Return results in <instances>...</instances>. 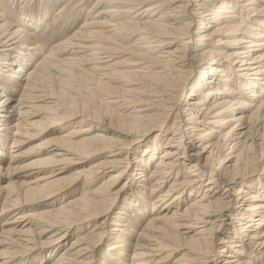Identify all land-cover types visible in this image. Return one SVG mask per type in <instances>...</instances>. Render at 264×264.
Instances as JSON below:
<instances>
[{
    "label": "bare ground",
    "instance_id": "6f19581e",
    "mask_svg": "<svg viewBox=\"0 0 264 264\" xmlns=\"http://www.w3.org/2000/svg\"><path fill=\"white\" fill-rule=\"evenodd\" d=\"M53 1L0 0V264H90L106 231L81 224L126 193L102 264H264V182L244 175L264 158V0H69L45 32L84 22L44 42ZM98 180L94 205L65 200ZM172 230L191 245L163 257Z\"/></svg>",
    "mask_w": 264,
    "mask_h": 264
},
{
    "label": "rangeland",
    "instance_id": "374dc122",
    "mask_svg": "<svg viewBox=\"0 0 264 264\" xmlns=\"http://www.w3.org/2000/svg\"><path fill=\"white\" fill-rule=\"evenodd\" d=\"M31 1L32 0H28V3H30ZM33 1H36V0H33ZM15 2H17V5L12 4V7L18 8L19 4L21 3V0H15ZM67 2H69V0H63L59 4H57V1L56 2L53 1V3L49 7H46L47 8V13H49V16H48L45 24L41 28H39V31H38V33H39V35L41 37H47V39L43 40L44 42H47L49 39H55V40L60 39V38L64 37L65 35L69 34L71 31H72L71 33H73L84 22L83 20L86 18V16H84V14H83L78 19V21L74 25V27H72V28L70 27V25H71L70 23L67 26H65V23H64L62 29H66V31L58 32L57 30H55V31H46L45 32V27H47L52 21H54V15H55V12L57 11V9L60 7V5H62L63 3H67ZM241 11H243V10H241ZM239 13H240V11H236L235 12V14H237V15ZM242 13H245V12L243 11ZM75 27H77V28H75ZM196 28L197 27L193 28V31L192 32L196 31ZM191 55H194V54H191ZM127 57L128 56H122V58H120L119 61L124 60ZM126 79L133 80L132 77H130V76H127ZM94 96H96V95H94ZM127 98H130V97H127ZM100 100H102V102H99L98 101V104L96 106L99 107L102 111H106L109 114V119L110 120H113L114 119V120L118 121L121 118V117L117 116L119 114L118 113H114V111L111 110L112 107L110 105H108V104H105L106 102H104V97L101 98ZM165 140H166V138L164 139L163 143H165ZM8 147L9 146H7V150L4 151V155L5 156L6 155H9L8 154V152H9ZM256 150H259V149H256ZM259 153H260V151H259ZM43 154H40L39 156H42ZM226 154H227V152H225L223 155H226ZM136 155H137V153L135 152L132 157H134ZM159 155H157V157L151 162V167H150L149 171L152 169L153 164L158 160ZM213 156H214V159H215V156L216 155H213ZM219 156H221V155L219 154ZM255 158L256 159L255 160L253 159L252 163L249 165V168L246 170V172H244V175L245 174H248V173H254V175L251 178L245 179V180H247V181H245L247 183V185H249V186L252 185L253 186V187L251 186L252 187L251 189H253V191H257L258 190L256 188V185H257V181L258 180H260L259 184H261L262 182H264L263 181V177H264V158L259 161L258 152L256 153ZM0 180L3 181V182H0V185H6L7 182H6V176L5 175H0ZM101 181L102 180H98L95 183H92L86 189H84L81 185L77 186L76 188H73L72 191L75 192V193H73L71 195V197L65 198V200L68 199L69 201H76L77 204H79V203L80 204H91L92 199L95 197V195L93 194L95 192L94 190H96L99 187ZM232 186L233 187L231 189L232 190L231 193L234 192V189L237 188L239 186V184L236 183L235 185L233 184ZM222 191L223 190H221V192ZM261 193H262V191H261ZM146 194L149 195V190L146 192ZM133 195H134V193H133ZM106 196L107 195H102V197H100V198H97L96 197L94 199L95 201H97L95 203V205L103 204V202H100V201L108 200V197H106ZM129 198H131L132 200L135 199L134 197L132 198V196L131 195H128L127 193H126V195H121V197L118 198L117 201L114 202V204H113L114 206H113V208L110 209L109 214L107 216H104L105 218L104 217H101V218L99 217V218H97L94 221H89L88 223L81 224V228L82 229H80V230L82 231L81 233H83V234L86 233V232H89L92 229L91 228L92 226H94L96 224H99L101 222L103 223V226L101 228H99L98 230H96V232H98L97 234H100L102 232L104 233L106 231L105 234L103 235L104 245H102L101 247H99L98 251L95 252L96 254L94 253L95 255L94 254L92 255V260H91V263L90 264H102V261L105 260L104 258L107 255L106 254V251H105V243L108 240L107 237L110 235V231L109 230H111L112 228H114V227H110V226L108 227L107 225H108L110 219L112 218V216L115 215L114 213H116L117 211H123V210H120V209H122L121 207H124L123 205H124L125 201H126L125 206H127V207L129 206V201H128ZM58 199H60V197H58ZM57 201L59 203H62L63 200H61V201L60 200H57ZM58 202H56V203H58ZM49 204H50V202H47V204L43 205V207H47V206H49ZM234 204H235L234 206H237L238 203L235 201ZM2 205L3 204L0 201V222L2 220H5V219H8L9 217H11V216L2 217V213H1V207H2ZM91 205H94V204H91ZM186 205H189V204H186ZM180 207H181L182 210L184 209V206H180ZM148 208H150V206H148L147 209ZM165 213L167 214L168 212H162L160 215H163ZM170 213L172 214V211H170L169 214ZM225 219L227 220V222H229L228 216ZM104 220L106 222H104ZM145 222H146V219H144V221L139 224V227H141L143 229L145 227V224H146ZM77 227H79V226H77ZM105 227L106 228H109L108 231H107V229ZM228 227L229 226H226L220 232H218V234H216V240H217L216 242H217V245L215 246V248H217V250L216 249L215 250H216L217 253H218V248L221 249L220 247L222 246V245H220L218 243H220V240L226 236V231H227ZM79 228H77V229H79ZM77 229L72 230L71 233L69 234V237L67 238V245H69V243L71 241H73V239H75V237H76V233L75 232L77 231ZM194 233L195 232H193V233H191V234H189L187 236L193 235ZM178 234H179V231L172 230V235H169V236L164 237L165 239L162 241V243H161V241L156 242V243H159L161 245V248L163 249V255H162L163 257H166L169 254V253H167V251L171 252L170 253L171 255L176 254V251H177L178 256H180L181 254L186 253V251H187L186 249H189L191 243L190 242H187V241H181V240H179V242L181 243V245L183 246L184 249H182L181 251H179V250H176L175 247H173L174 245L171 242L172 237L174 239L175 238L177 239L178 238ZM179 237L181 238V236H179ZM182 240H183V238H182ZM63 248L64 247H62L61 249H59L57 252L54 251V249L49 250L48 253H47V255H46V257L48 259L47 264H51V262H53V259H55L54 256L57 257L61 253V251H62ZM0 250H2L1 247H0ZM52 251H54L53 254L51 253ZM235 251H236V249H235ZM129 253H131V251L128 252L127 254H129ZM155 253H158V252L156 251ZM50 255H51V257L49 258ZM216 255H218V254H216ZM158 259L159 258H157L156 260H158ZM170 259H171V261L173 260L172 257ZM109 262H110V260H109ZM119 262H120V260L117 259L114 264H119ZM123 262H124V264H130L131 263L128 260V256H127V258H125V260H123ZM32 264H38V261H35Z\"/></svg>",
    "mask_w": 264,
    "mask_h": 264
}]
</instances>
